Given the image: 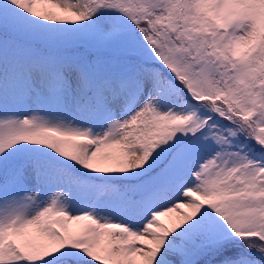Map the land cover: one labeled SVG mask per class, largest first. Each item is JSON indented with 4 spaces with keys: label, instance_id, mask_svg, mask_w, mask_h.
I'll list each match as a JSON object with an SVG mask.
<instances>
[{
    "label": "snow or ice",
    "instance_id": "6c2138e0",
    "mask_svg": "<svg viewBox=\"0 0 264 264\" xmlns=\"http://www.w3.org/2000/svg\"><path fill=\"white\" fill-rule=\"evenodd\" d=\"M0 264H264V0H0Z\"/></svg>",
    "mask_w": 264,
    "mask_h": 264
}]
</instances>
